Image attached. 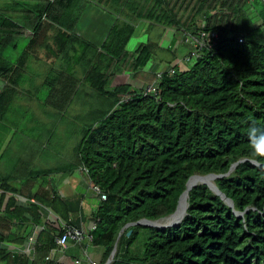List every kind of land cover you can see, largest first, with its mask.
<instances>
[{
    "label": "trees",
    "instance_id": "obj_1",
    "mask_svg": "<svg viewBox=\"0 0 264 264\" xmlns=\"http://www.w3.org/2000/svg\"><path fill=\"white\" fill-rule=\"evenodd\" d=\"M5 1L21 6L23 18L0 14V50L27 33L51 29L65 59L78 60L82 52L85 82L72 72L57 74L48 82L46 105L66 114L83 83L96 101L86 114L71 170L87 169L92 186L106 197L91 233L93 245L105 249L102 264L109 262L119 237L111 264H264V157L253 155L247 138L249 127H264V23L257 24V14L264 21V2L255 0L261 8L252 0ZM91 4L115 20L101 47L75 33ZM142 23L175 32L204 29L219 39L193 65L166 73L159 98L130 86L109 91L114 71L133 72L150 84L156 79L142 72L156 57L158 43L149 40L127 51ZM28 59L0 67L9 82L0 94V119L13 103L10 85L18 86ZM210 175L220 176L215 185L233 208L207 185H198L189 192L180 225L137 224L174 215L189 180ZM37 200L77 212L74 203L57 197ZM71 225L79 228L77 222ZM36 252L35 264H43L48 251Z\"/></svg>",
    "mask_w": 264,
    "mask_h": 264
},
{
    "label": "crops",
    "instance_id": "obj_2",
    "mask_svg": "<svg viewBox=\"0 0 264 264\" xmlns=\"http://www.w3.org/2000/svg\"><path fill=\"white\" fill-rule=\"evenodd\" d=\"M22 11L21 6L0 0V14L5 13L20 21L23 18ZM43 21L48 23L45 19ZM114 23L112 16L91 4L81 18L75 33L82 40L101 47ZM263 23L264 21L257 14V24ZM141 25L144 29L140 31L148 36L151 33L152 41L158 43L160 48L156 57L148 63L142 73L156 76L157 73L169 71L174 66L180 69L186 68L183 60L189 53L190 47L183 44L182 31L175 32L157 27L149 29L147 23ZM137 32L133 37L135 40L140 39ZM140 37L143 38L144 35L141 34ZM20 38H23V42L28 41L23 51L20 50L19 45L13 46L14 53L9 52V47L0 50V67L16 66L23 57L29 55L18 86L10 85L14 90L13 103L5 116L0 119V264H35L37 248L45 249L49 253L43 264H102L105 249L94 246L88 238L80 243H69L65 248L58 244L65 225L77 222L79 228L90 233L94 224L92 219L101 204V199L93 189L88 173L82 167L71 170L72 155L64 164L51 163L50 159L54 158L55 154L49 151L48 144H41L30 138L22 139L19 134L24 126L21 121H24L25 116L16 108L20 103L27 108L28 113H34L36 116V111L40 113L39 106H44L49 108L46 112L49 115L51 113V117L64 118L77 101L74 100L66 114H58L47 107L48 82L54 80L61 72H72L78 80L85 82L87 69L79 60L82 52L78 54V60L73 53L71 58L72 56L76 58L65 59L58 53L56 32L51 29L43 30L36 36L27 33ZM31 44H33L32 48H30ZM136 49L137 47L130 50L127 47L130 53ZM165 63L169 64L167 69H164ZM73 64L75 67H83L84 70L75 73L68 69L73 67ZM30 68L36 72L34 76L30 75ZM149 84L137 78L133 72L114 71L109 91L119 86L142 90ZM8 85L9 82L0 76V94ZM86 86L87 84L83 83L81 89H86ZM81 94L79 97L85 105L89 99V91ZM47 135L48 133L44 137ZM56 197L64 202L74 203L77 212L67 213L59 206L55 210L37 200L42 198L50 202Z\"/></svg>",
    "mask_w": 264,
    "mask_h": 264
},
{
    "label": "rangeland",
    "instance_id": "obj_3",
    "mask_svg": "<svg viewBox=\"0 0 264 264\" xmlns=\"http://www.w3.org/2000/svg\"><path fill=\"white\" fill-rule=\"evenodd\" d=\"M253 2L256 3L257 7H263V5L260 3H257L255 0H252ZM259 11V8H256ZM142 25H139V31L137 32V36L140 39H133L130 44L128 45V48L132 50L135 47H138L139 44L141 43H147L149 40H153V38L150 37L146 34H144L141 30L144 29V27L141 28ZM141 34L144 35L143 38H141ZM28 41L23 42V38H18L15 39L13 42L14 46L19 45V48L21 51H23V47L27 45ZM13 46L9 47V52L14 53L13 51ZM169 67V64L165 63L164 64V69H167ZM68 69H71L72 71L80 72L83 71V67L81 66H74L73 67H68ZM30 75H35L36 72L33 70V68H30ZM90 90L89 86H86V89H82V92ZM81 92V93H82ZM82 95V94H81ZM80 98V99H79ZM77 103L73 105L71 110L65 115L64 118H53L51 117V113L49 115L48 112L49 108H46L44 106H39V112L36 111V116L34 113H28L29 111L27 108L21 106L19 103L18 106L16 107L19 110V113H22L24 117V121L22 124L24 125L23 128L20 129V137L22 139L25 138H30L33 139L41 144H48L47 147L49 148V151L51 153L54 152L55 156L54 158L51 157L50 162L55 163V164H64L67 162L70 158V156L74 155L75 149L77 145L80 143L81 140V131L82 128L85 127L86 124V114L89 112V107L92 105V103H96L95 100L88 99L87 104L83 105L84 101L81 99V97H77L75 99ZM78 102L80 104H78ZM83 102V103H82ZM15 108V109H16ZM31 112V111H30ZM46 112V113H45ZM53 112V111H50ZM28 113V114H27ZM36 117V118H35ZM32 123V125L30 124ZM46 124V125H44ZM34 125V127H33ZM35 129V130H34ZM33 130V132H32ZM32 132V133H31ZM48 133L46 137H44ZM49 140V142L47 141ZM57 166V165H56ZM203 177V176H201ZM213 182H215L213 180ZM171 217L165 218L161 221H158L157 224H161L162 227H167L164 226L165 223L169 221ZM164 223V224H163Z\"/></svg>",
    "mask_w": 264,
    "mask_h": 264
},
{
    "label": "built area",
    "instance_id": "obj_4",
    "mask_svg": "<svg viewBox=\"0 0 264 264\" xmlns=\"http://www.w3.org/2000/svg\"><path fill=\"white\" fill-rule=\"evenodd\" d=\"M264 2V0H262ZM219 39V34L217 32H206L204 29L202 31L197 32H183L182 42L184 45L190 47L192 52L188 55L184 62L188 65H193L194 62L202 57L204 49L208 48L210 50L214 49L217 41ZM240 43L243 42L242 39L239 40ZM174 70L171 69L169 71H162L156 74V79L152 84L145 86L142 89V93L144 96L154 95L159 98V85L163 80V76L167 73L174 74ZM85 172L88 173L87 169L83 168ZM95 192L100 196V199L105 201L106 197L101 194L98 187H93ZM97 226L93 224L90 233H86V231L82 228H76L72 225L64 226V233L62 237L59 239L58 244L65 248L69 243H80L85 238L89 239V241H93V236L91 233L96 231ZM96 264V263H92Z\"/></svg>",
    "mask_w": 264,
    "mask_h": 264
},
{
    "label": "water",
    "instance_id": "obj_5",
    "mask_svg": "<svg viewBox=\"0 0 264 264\" xmlns=\"http://www.w3.org/2000/svg\"><path fill=\"white\" fill-rule=\"evenodd\" d=\"M206 177H211L214 181L216 180V179H218V178H220V176H216V175H210V176H206ZM193 178H195V177H193ZM193 178H191L190 180H189V182H188V184H187V190L185 191V193L182 195V197H181V199H180V202H179V206H178V208H177V211L175 212V214L178 212V210H179V208H180V205H181V201L184 199V198H186V201H187V209H188V207H189V203H188V198H189V192H190V190H191V188H189V184H190V182H191V180L193 179ZM215 194H217L218 196H221L222 197V199L231 207V208H233L234 207V205L231 203V201L230 200H228L219 190H218V188L216 187V185H215V182H213L212 184H209V185H207ZM174 214V215H175ZM186 214H187V211H186V213H185V216H186ZM238 216H241V215H239L238 213H236ZM174 215H171V216H169V217H172V216H174ZM184 216V217H185ZM168 218V217H167ZM184 219V218H183ZM183 219H181V221H179V222H177V223H175V224H173V225H170V226H167V227H159V226H157V223L158 222H152V221H148V220H143V221H141V222H139V223H137V224H139V225H142V226H146V227H154V228H157V229H167V228H173V227H176V226H178V225H180L181 224V222L183 221ZM137 224H132V226H134V225H137ZM129 226H131V225H129ZM128 226V227H129ZM124 231V230H123ZM131 233L132 232H129L128 233V236H130L131 235ZM119 240H120V237H119ZM119 240H118V242H119ZM118 242H117V244H116V246H115V249H114V251H113V253H112V255H111V257H110V260H109V262L107 263V264H111L112 262H113V260H114V258H115V255H116V252H117V245H118Z\"/></svg>",
    "mask_w": 264,
    "mask_h": 264
},
{
    "label": "bare ground",
    "instance_id": "obj_6",
    "mask_svg": "<svg viewBox=\"0 0 264 264\" xmlns=\"http://www.w3.org/2000/svg\"><path fill=\"white\" fill-rule=\"evenodd\" d=\"M212 183H213V179L211 177L197 176L191 180V182L189 184V188H191V190H192L194 187H196L198 185H209ZM186 211H187V201H186V198H184L181 201V205H180L178 212L174 216H172L167 223H165V224L163 223L164 226H170V225H173V224L181 221V219L184 218ZM157 226L162 227L161 224H157Z\"/></svg>",
    "mask_w": 264,
    "mask_h": 264
},
{
    "label": "clouds",
    "instance_id": "obj_7",
    "mask_svg": "<svg viewBox=\"0 0 264 264\" xmlns=\"http://www.w3.org/2000/svg\"><path fill=\"white\" fill-rule=\"evenodd\" d=\"M247 138L253 155L257 157H264V127H249L247 131Z\"/></svg>",
    "mask_w": 264,
    "mask_h": 264
}]
</instances>
